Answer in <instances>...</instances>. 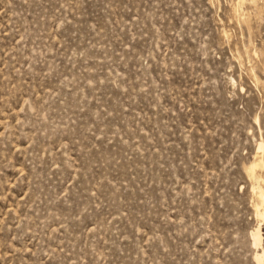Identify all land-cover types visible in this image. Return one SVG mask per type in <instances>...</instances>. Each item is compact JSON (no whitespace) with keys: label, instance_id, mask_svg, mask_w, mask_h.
<instances>
[{"label":"rangeland","instance_id":"rangeland-1","mask_svg":"<svg viewBox=\"0 0 264 264\" xmlns=\"http://www.w3.org/2000/svg\"><path fill=\"white\" fill-rule=\"evenodd\" d=\"M259 192L264 0H0V264H264Z\"/></svg>","mask_w":264,"mask_h":264},{"label":"bare ground","instance_id":"bare-ground-1","mask_svg":"<svg viewBox=\"0 0 264 264\" xmlns=\"http://www.w3.org/2000/svg\"><path fill=\"white\" fill-rule=\"evenodd\" d=\"M258 149L261 150L262 149V146L260 145ZM260 162L259 163H253L249 167V171H250L249 177L254 178L255 180L257 179L256 174L254 173V170L256 169L255 167H257L259 165L260 166H263V164L260 163ZM258 199H259L260 204L263 205L264 204V194L261 193V192H259L258 193ZM258 214H259V216L264 217V212L263 213H258ZM254 237H255V242H257L259 240V234H258V232L256 234H254ZM256 258H257V260H260V261L264 262V251H263L262 254L257 255Z\"/></svg>","mask_w":264,"mask_h":264}]
</instances>
